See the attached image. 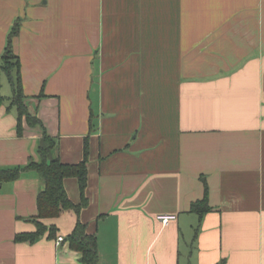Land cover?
I'll use <instances>...</instances> for the list:
<instances>
[{"label":"crops","instance_id":"obj_1","mask_svg":"<svg viewBox=\"0 0 264 264\" xmlns=\"http://www.w3.org/2000/svg\"><path fill=\"white\" fill-rule=\"evenodd\" d=\"M29 111L78 164L88 205L36 230L39 176L0 185V264H264V0H0V64L13 26ZM0 169L37 162L41 126L17 135L0 73ZM78 204L76 178L64 180ZM207 198L199 216L191 205ZM161 216H174L166 226Z\"/></svg>","mask_w":264,"mask_h":264},{"label":"trees","instance_id":"obj_2","mask_svg":"<svg viewBox=\"0 0 264 264\" xmlns=\"http://www.w3.org/2000/svg\"><path fill=\"white\" fill-rule=\"evenodd\" d=\"M18 32V25L15 24L9 33L7 46L1 56L0 73L5 75L11 88V97L7 100L9 107H14L16 110L17 135L21 136L23 133V122L31 128L41 126L43 132L37 145L39 160L37 162L30 160L23 167L0 169V185L18 180L24 172L32 171L39 176L43 188L36 198L37 215L33 219L36 230L30 233H18L14 238L17 243H34L45 235L49 239L57 238V229L54 226L44 225L42 220L56 218L64 211L79 214L88 205L86 196L88 144L85 142L84 158L78 164H65L54 156L56 140L46 133L41 121L29 111L26 103L27 97L23 92L19 58L12 49V41ZM4 100L0 97V105ZM70 177L76 178L78 182L80 191L78 204L69 199L64 188V180ZM208 210L206 196L191 205V212L199 216H203ZM66 241L73 250L80 253L83 264H99L97 238L95 234L88 232L87 225L77 221L73 230L67 235Z\"/></svg>","mask_w":264,"mask_h":264},{"label":"built area","instance_id":"obj_3","mask_svg":"<svg viewBox=\"0 0 264 264\" xmlns=\"http://www.w3.org/2000/svg\"><path fill=\"white\" fill-rule=\"evenodd\" d=\"M175 217L174 216H161V217H159V221L161 222V224L163 225V226H166L171 220H173ZM63 241V238H61V237H57V239H56V243H57V245L59 244V243H61Z\"/></svg>","mask_w":264,"mask_h":264}]
</instances>
